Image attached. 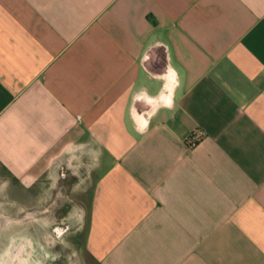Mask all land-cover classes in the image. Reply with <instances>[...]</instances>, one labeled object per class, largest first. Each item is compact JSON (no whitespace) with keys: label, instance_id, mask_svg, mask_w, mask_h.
Listing matches in <instances>:
<instances>
[{"label":"crops","instance_id":"obj_1","mask_svg":"<svg viewBox=\"0 0 264 264\" xmlns=\"http://www.w3.org/2000/svg\"><path fill=\"white\" fill-rule=\"evenodd\" d=\"M0 206L76 264H264V0H0Z\"/></svg>","mask_w":264,"mask_h":264},{"label":"flooded vegetation","instance_id":"obj_2","mask_svg":"<svg viewBox=\"0 0 264 264\" xmlns=\"http://www.w3.org/2000/svg\"><path fill=\"white\" fill-rule=\"evenodd\" d=\"M28 226H34L35 229L38 227L42 230L44 228L39 226L36 222L25 224L23 221H19V224L9 227L4 232L5 234L0 236V264H45V261L48 259L51 264H57L60 262L57 248L62 247V241L59 238L52 241L51 237H46L45 234H40L37 231L35 232V230V233L30 235L27 231ZM51 228L53 231L56 230L55 232L57 233L61 232L60 234H62V237L69 232V224L64 225L60 229L56 226H51Z\"/></svg>","mask_w":264,"mask_h":264},{"label":"rangeland","instance_id":"obj_3","mask_svg":"<svg viewBox=\"0 0 264 264\" xmlns=\"http://www.w3.org/2000/svg\"><path fill=\"white\" fill-rule=\"evenodd\" d=\"M8 213L11 214L10 218H8ZM15 215V216H12ZM3 215V216H2ZM4 215L6 217H4ZM20 217L18 213H14L10 210H6L5 207L0 206V236L9 228L12 227L15 224H19ZM28 234L32 235V233H35L36 231L40 234H45L46 237H51L52 241L57 240L58 238L62 241L63 245L62 247H58V254L60 256V262L57 264H76L77 257H76V251L80 248L81 244L84 240L83 233H76L74 226H69V232L62 237V234L59 232L53 231L51 226L44 227L43 231L37 227V229L34 228V226L27 228ZM60 229V228H59ZM35 230V232H34ZM33 231V232H32ZM31 232V233H30ZM49 260V259H48ZM45 261V264H51L50 260Z\"/></svg>","mask_w":264,"mask_h":264},{"label":"built area","instance_id":"obj_4","mask_svg":"<svg viewBox=\"0 0 264 264\" xmlns=\"http://www.w3.org/2000/svg\"><path fill=\"white\" fill-rule=\"evenodd\" d=\"M200 142V137H196V136H191L189 139H188V146L190 148L192 147H195L199 144Z\"/></svg>","mask_w":264,"mask_h":264},{"label":"bare ground","instance_id":"obj_5","mask_svg":"<svg viewBox=\"0 0 264 264\" xmlns=\"http://www.w3.org/2000/svg\"><path fill=\"white\" fill-rule=\"evenodd\" d=\"M39 229H40V228H39ZM41 230H42V229H41ZM42 231H43V230H42ZM32 232H33V231H32ZM30 233H31V232H30ZM3 234H5V233H3ZM3 234H2V235H3ZM8 234H9V233H8ZM32 235H33V234H32ZM37 241H40V240H37ZM32 243H33V242H32ZM38 243H40V242H38ZM17 246H18V245H17ZM20 246H21V245H20ZM22 246H24V245H22ZM42 246H43V245H42ZM42 246H41V247H42ZM15 248H16V247H15ZM21 249H22V248H21ZM19 250H20V249H19ZM16 251H17V250H16ZM16 255H17V254H16ZM21 255H22V254H21ZM16 257H17V256H16ZM23 258H24V257H23ZM18 259H19V257H18ZM22 260H23V259H22ZM20 261H21V260H20ZM20 261H19V262H20ZM40 261H41V260H40ZM3 262H4V261H3ZM23 263H24V261H23ZM38 263H39V262H38ZM11 264H12V263H11ZM34 264H35V263H34Z\"/></svg>","mask_w":264,"mask_h":264}]
</instances>
